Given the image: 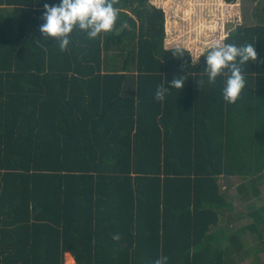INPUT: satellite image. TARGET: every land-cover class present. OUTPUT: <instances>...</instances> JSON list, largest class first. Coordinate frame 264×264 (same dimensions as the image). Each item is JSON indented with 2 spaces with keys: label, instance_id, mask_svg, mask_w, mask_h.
<instances>
[{
  "label": "trees",
  "instance_id": "obj_1",
  "mask_svg": "<svg viewBox=\"0 0 264 264\" xmlns=\"http://www.w3.org/2000/svg\"><path fill=\"white\" fill-rule=\"evenodd\" d=\"M45 3L0 0V264H264V0L196 61L164 46L151 0H113V30L63 51L40 33ZM223 43L258 54L234 103L203 71ZM224 178L251 218L234 230Z\"/></svg>",
  "mask_w": 264,
  "mask_h": 264
},
{
  "label": "clouds",
  "instance_id": "obj_2",
  "mask_svg": "<svg viewBox=\"0 0 264 264\" xmlns=\"http://www.w3.org/2000/svg\"><path fill=\"white\" fill-rule=\"evenodd\" d=\"M119 13L120 9L113 0H59V3L44 4L41 14L43 23L39 30L45 39L55 38L54 45H59L63 51L70 45L76 30L85 32L90 39L111 32ZM203 56L206 64L203 71L208 81L215 83L218 76H223L222 97L226 102L234 103L247 84L246 66L258 58L255 43H223L214 46ZM186 75L176 76L167 82V86L162 80L156 88L155 99L163 102L173 88L179 92L185 85ZM113 239L118 240L119 235ZM153 264H168V257L161 255Z\"/></svg>",
  "mask_w": 264,
  "mask_h": 264
},
{
  "label": "rangeland",
  "instance_id": "obj_3",
  "mask_svg": "<svg viewBox=\"0 0 264 264\" xmlns=\"http://www.w3.org/2000/svg\"><path fill=\"white\" fill-rule=\"evenodd\" d=\"M151 3L163 9L165 14L164 46L188 49L192 60L196 61L202 51L219 43L234 26L255 23L256 14L261 9L263 0L259 2L236 0L229 4L224 0H151ZM239 183V178H224L221 181L226 200L234 204L230 223L225 225L226 223L223 222L221 226L231 230L251 222L245 208L239 203L236 190ZM245 240L248 248L257 237L247 235ZM65 261L70 263L68 259ZM252 263L251 257L240 262V264Z\"/></svg>",
  "mask_w": 264,
  "mask_h": 264
},
{
  "label": "crops",
  "instance_id": "obj_4",
  "mask_svg": "<svg viewBox=\"0 0 264 264\" xmlns=\"http://www.w3.org/2000/svg\"><path fill=\"white\" fill-rule=\"evenodd\" d=\"M166 48H168V47H166ZM169 48H175V47H169ZM64 259H68V261H70L69 264H75L72 255L69 254V253H66V254H65ZM65 262H66V261H65ZM66 264H68V263H66Z\"/></svg>",
  "mask_w": 264,
  "mask_h": 264
}]
</instances>
